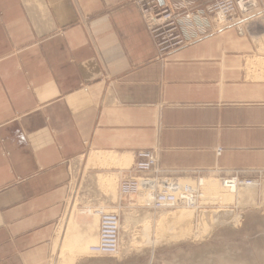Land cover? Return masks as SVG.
Segmentation results:
<instances>
[{
    "label": "crops",
    "instance_id": "1",
    "mask_svg": "<svg viewBox=\"0 0 264 264\" xmlns=\"http://www.w3.org/2000/svg\"><path fill=\"white\" fill-rule=\"evenodd\" d=\"M158 1L179 13L206 6ZM201 17L195 42L161 59L134 0H0V264H54L77 198L75 161L93 152L117 156L118 183V162L133 165L141 150L156 151L169 175L253 176L264 157L263 87L247 82L244 39ZM84 212L72 251L98 239ZM119 251H133L123 230Z\"/></svg>",
    "mask_w": 264,
    "mask_h": 264
},
{
    "label": "rangeland",
    "instance_id": "2",
    "mask_svg": "<svg viewBox=\"0 0 264 264\" xmlns=\"http://www.w3.org/2000/svg\"><path fill=\"white\" fill-rule=\"evenodd\" d=\"M253 1V6L220 22L233 27L235 34H239L238 29L242 30L239 37L246 45L244 71L247 82L262 85L264 95V0ZM262 146L264 155V143ZM129 159L130 163L123 165L126 170L132 165L131 157ZM75 163L73 184L77 198L73 202L66 234L77 229L75 217L81 210L94 212L95 202L104 212L117 213L116 206L130 203V199L120 198L119 176L111 174L112 168L122 169L121 166L114 162L103 165L89 163L88 156L77 159ZM98 176L105 181L108 179L114 186L109 187L106 182L103 186H96ZM253 177L258 181L256 187L229 193L220 186L219 177L202 176V205L206 206L199 210L185 207L145 210L139 208L137 200L132 198L135 206H127L129 208L123 211L124 218L129 220V227L123 224L122 229L120 223V233L122 230L129 233L130 249L133 251H119L113 257L95 258L103 259V264H110L111 259L124 260L125 254L130 260L124 264H264V157ZM120 220L123 221L122 216ZM66 221L67 215L59 224L55 243H60ZM84 228L92 234L98 228V216L91 228ZM96 242L97 239L85 241L81 251L59 254L56 249L54 264H73L74 258L93 257L88 248ZM148 246L153 251L141 250Z\"/></svg>",
    "mask_w": 264,
    "mask_h": 264
},
{
    "label": "built area",
    "instance_id": "3",
    "mask_svg": "<svg viewBox=\"0 0 264 264\" xmlns=\"http://www.w3.org/2000/svg\"><path fill=\"white\" fill-rule=\"evenodd\" d=\"M200 1L206 3L202 11L187 9L179 13L158 0H134L159 58L163 59L195 42V31L204 32L206 27L201 14L214 16L219 22V18L226 21L254 4L253 0ZM238 31L240 35L242 30ZM221 152L220 148L216 151L217 155ZM202 176V171L197 170L192 171L191 175H169L159 167L156 151L141 150L136 152L133 165L119 181L118 192L120 198L130 199L127 206H135L131 201L135 198L138 207L145 210L158 211L179 207L199 210L206 206L202 205ZM218 179L220 186L230 193L258 185L253 176L230 174ZM94 212L98 216V239L96 244L88 248L89 253L93 257H113L120 249V215L115 211L104 212L101 208Z\"/></svg>",
    "mask_w": 264,
    "mask_h": 264
},
{
    "label": "bare ground",
    "instance_id": "4",
    "mask_svg": "<svg viewBox=\"0 0 264 264\" xmlns=\"http://www.w3.org/2000/svg\"><path fill=\"white\" fill-rule=\"evenodd\" d=\"M220 20H222L221 18H219ZM117 157V156H116ZM116 157L114 156V155H112V154H106V155H103V154H101V153H99V152H93V154H92V156L89 158V160H88V162L89 163H93V164H101V165H103V164H108V163H111V162H115V160H116ZM117 164V163H116ZM118 164H120V165H125L126 166V161L125 160H122L121 159V161H119L118 162ZM118 166V165H117ZM104 179H106V178H104ZM112 180V179H111ZM113 181V180H112ZM107 183V185L109 186V187H111V185L112 186H114L113 184H111V181H108V179L105 181V180H103L100 176H98L97 177V181H96V185L99 187V185L101 186H103V184L104 183ZM105 186V185H104ZM107 186V187H108ZM106 187V188H107ZM109 189V188H108ZM230 193V192H229ZM84 215H85V217H93V219H94V224L96 223V218H97V215H96V213L95 212H91L90 210L88 211V210H86L85 212H84ZM74 224V223H73ZM122 224V223H121ZM68 225H69V223H68ZM85 227H91L90 225H85ZM70 231H72V230H70ZM68 233L66 234V236L67 237H63V240L61 239L60 240V243L58 242V243H55L54 244V252H55V250L56 249H58V253L59 254H63L64 252H68V251H72V249H73V242H74V235H73V233H71V235L68 237ZM97 243V242H96ZM69 254H67V256H68ZM59 257V256H58ZM62 257V256H61ZM66 257V256H65Z\"/></svg>",
    "mask_w": 264,
    "mask_h": 264
}]
</instances>
